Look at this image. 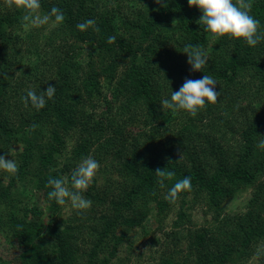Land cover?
<instances>
[{
  "label": "trees",
  "instance_id": "16d2710c",
  "mask_svg": "<svg viewBox=\"0 0 264 264\" xmlns=\"http://www.w3.org/2000/svg\"><path fill=\"white\" fill-rule=\"evenodd\" d=\"M120 1L41 0V14L58 7L64 22L25 29L22 10L0 0V156L10 155L19 169L15 176L0 170V233L18 247V264H113L123 245L127 257L133 254L129 232L149 212L154 209L162 227L179 203L172 229L151 252L152 264H230L264 233V150L257 147L264 139V40L253 48L243 40L217 39L203 72L193 71L184 48H204L208 40L197 23L202 16L198 8L188 0H165L166 7L129 14ZM251 2V15L264 32V0ZM88 19L95 20L98 33L77 28ZM162 34L174 38L165 50L156 45ZM111 35L116 42L109 44ZM85 46L82 63L77 58ZM161 53L165 62L159 66ZM155 73L177 81L169 95L186 79L211 75L219 100L196 117L179 111L174 115L179 124L173 130L162 128L163 133L150 125L159 122L164 99ZM102 78L112 89L110 98H103ZM49 86L56 92L53 99L45 98L44 108L37 110L30 102L25 106L22 97L28 90L40 94ZM140 122L152 128L146 131L149 147L133 133ZM33 124L38 127L29 131ZM229 135L233 143L226 146L222 139ZM87 156L97 158L99 170L111 181L99 184L95 176L84 193L91 208L79 214L72 210L64 218L63 206L49 199L48 180L70 181ZM158 168L175 172L164 187L155 175ZM184 177L191 178L192 190L169 203L168 189ZM28 186L42 193L45 212L23 201ZM249 187L255 190L250 209L240 221L228 216L231 223L223 230L222 204ZM188 196L193 199L190 209L201 201L214 219L196 229L183 247L176 229L184 220L191 222L184 207Z\"/></svg>",
  "mask_w": 264,
  "mask_h": 264
},
{
  "label": "clouds",
  "instance_id": "9594fccd",
  "mask_svg": "<svg viewBox=\"0 0 264 264\" xmlns=\"http://www.w3.org/2000/svg\"><path fill=\"white\" fill-rule=\"evenodd\" d=\"M155 3L167 6L165 0H155ZM8 8L22 10V26L25 29L41 27L50 22L60 25L65 20V15L61 9L53 6L50 13L41 14V0H4ZM190 7H196L202 13L197 23L204 26V30L211 34L213 39L230 37L243 40L250 47H256L264 40V32H261V24L258 19L251 15V0H188ZM54 18V20H53ZM77 28L80 31L92 29L99 32L95 20L88 19L79 23ZM109 44L116 42V36L111 35L107 38ZM184 53L188 57V63L193 71H201L208 64V54L203 47L186 45ZM217 82L211 75H204L200 79H186L178 91L171 92L170 99H163L161 106L163 111L170 110L173 115L183 110L192 117H196L198 112L204 110L207 104L215 105L220 93L216 91ZM56 88L49 86L46 92L37 94L34 90H28L26 96L22 97L25 106L31 105L40 110L46 106L47 99H53ZM38 125L33 124L29 131H34ZM257 147L264 150V139L260 140ZM100 164L92 156L83 158L76 168L72 171L70 181L67 178H52L48 180V185L52 189L48 196L54 199L60 206L70 204L71 208L78 214L89 210L92 201L87 199L84 193L93 182ZM0 170L15 176L19 169L14 160H7L5 156H0ZM155 175L159 178L158 183L161 187L165 186L166 181L175 177V172L166 169H156ZM192 190L190 177L176 180L171 188L168 189L165 199L175 204L180 194ZM264 253L257 252V255Z\"/></svg>",
  "mask_w": 264,
  "mask_h": 264
},
{
  "label": "rangeland",
  "instance_id": "374dc122",
  "mask_svg": "<svg viewBox=\"0 0 264 264\" xmlns=\"http://www.w3.org/2000/svg\"><path fill=\"white\" fill-rule=\"evenodd\" d=\"M120 5L123 8V13L126 12L130 14L132 10L137 11L139 9H142V11H145L146 8L148 9V11H152L153 9H156L159 4L155 3V0H121ZM115 23L117 24V27L120 28L118 32H121V29L124 28H122V24L120 25L119 17L115 19ZM172 25H174V21L172 22ZM48 32L49 31H47V33ZM124 36L127 37V35ZM172 36L173 34L171 36L170 35L165 36L164 34L160 35V40L156 42V45L161 48L163 47L164 50L171 47L172 40L174 39L171 38ZM140 38L141 35L137 31H133V39L137 41ZM216 40L217 39H213L211 34L208 33V40L204 47L207 54L210 50H212V45L215 44ZM88 47L89 46H85L84 49H82L81 55H79L77 58L82 63L85 62V58L88 52L87 49ZM163 57H164L163 53H161L160 58L158 57L156 63H158L159 66H161L162 62H165L164 60H162ZM154 72H155V68H154ZM155 78H157V82L162 81L160 84H157V86L161 89L162 91L161 94L162 96H164V99H170L171 94L169 95V90L173 88V86L175 85L174 83H176L177 81L176 82L170 81L165 76V73H155ZM102 83L105 93V96L103 98L105 97L110 98L112 95V92H110L112 90L111 87L107 83H105L104 78H102ZM177 84L175 86H177ZM98 107L99 109H101L102 105H99ZM115 112L117 111L115 110ZM160 113H162V115L159 122L157 124L152 123L150 125L154 126L156 129H159L161 132L165 133V131H163L162 128L173 130V128L179 124V120L176 121L174 115L171 113L170 110H165L164 112L163 109H161ZM150 129L152 128L146 126L143 122H140L139 124H136L135 127H133V133L140 134L139 141L145 147H149L150 144L149 134H146V131ZM222 141L226 146H229L233 143L230 135L226 139H222ZM180 158L185 159L184 156L182 157V155H180ZM6 159L12 160V157L9 155L8 157H6ZM95 160H97V158ZM99 164L100 167H102V164L101 163ZM96 176L99 184H101L104 180H107L106 182L111 181L110 175L105 173L104 171L98 170ZM254 191L255 190L253 187H249L247 189L246 188L241 189L237 191L233 196L229 197L222 204L223 207L222 214L225 215V219L222 222L223 230L227 227L226 226L227 223H231V220H229L228 216L235 217L234 219L237 218L240 221L242 219V214L246 210L250 209L251 207L250 198L254 194ZM25 192H27V194L22 196L23 201L25 203H29V205H36L45 212V202L42 197V193L31 186H28ZM186 200L187 201L184 207L186 208L187 213L192 214L191 222H187L186 220H184L183 224H181L179 228L176 229V231H179L180 236L182 238L183 247H185L186 243L189 242L190 237L193 235L196 229L200 228L201 226L212 223L214 219V213L209 212V210H207V208L201 203V201H199L193 208L190 209L189 201L193 199H191V197L188 196ZM178 208H179V203L175 204V206H173L168 211V214L164 218L162 227L158 223L157 217L154 214L155 213L154 209L153 211L149 212V214L144 218L142 225L134 229L132 228L129 232L130 241L132 244V248L134 250V251L132 250L133 254H131L130 257H127L126 250L129 249L125 248L126 245H123L118 250V256H116L113 259L112 261L113 264H152L151 252L156 250L157 247H159V245L162 243V241L166 239L164 232L166 230L172 229V221L176 217V212L178 211ZM256 209L259 211L260 210L259 206H257ZM72 210L73 209L71 208L70 204H66L65 206H63L62 216L64 218L67 217L72 213ZM46 214H44V216L48 217ZM262 215L264 218V212ZM1 233H0V257L2 260L0 264H18L17 257L20 252L18 247H15L12 244H10L2 235L3 233L2 234ZM240 245L241 243L238 242L237 243L238 249ZM252 248L253 249L246 252L241 250L240 253L242 254L235 256L234 260L231 261L230 264H264V254L257 255L258 251L264 253V233L258 238V240H255L252 243Z\"/></svg>",
  "mask_w": 264,
  "mask_h": 264
}]
</instances>
